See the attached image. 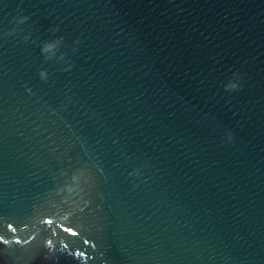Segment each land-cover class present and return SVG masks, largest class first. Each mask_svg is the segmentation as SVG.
<instances>
[{
    "label": "water",
    "instance_id": "95a60500",
    "mask_svg": "<svg viewBox=\"0 0 264 264\" xmlns=\"http://www.w3.org/2000/svg\"><path fill=\"white\" fill-rule=\"evenodd\" d=\"M0 264H264V0H0Z\"/></svg>",
    "mask_w": 264,
    "mask_h": 264
},
{
    "label": "clouds",
    "instance_id": "9594fccd",
    "mask_svg": "<svg viewBox=\"0 0 264 264\" xmlns=\"http://www.w3.org/2000/svg\"><path fill=\"white\" fill-rule=\"evenodd\" d=\"M28 20L27 16H19L18 18L15 19V23L17 25H21L24 24L25 21ZM58 29L53 28L51 29V31L55 32ZM17 31V29L13 28L12 30H10L9 32L5 33L6 36H11L13 35L15 32ZM29 39L28 36L24 37V40L27 41ZM62 37L61 38H57L52 40L51 42H44L43 45L41 46L40 52L41 54L44 56V59L47 60H52L53 58H55L58 61H63L64 60V54L61 53L59 56H57V52L59 51L61 42H62ZM78 43V41H77ZM73 51H75V49L73 48ZM71 68V64H69L66 68H64V71H68ZM236 76V74H234ZM39 78L42 81H45L47 79V73L44 70H41L39 72ZM239 77L236 76V79H238ZM232 90H238V84L234 83V82H230L228 85H226L225 87V91H232ZM231 137H229L230 139ZM130 175H132V173H130ZM82 180L84 184L88 183V178L85 175V172L82 170H77L71 177L69 180L65 181V184L62 188L57 190V194L63 192L64 196L61 198V202L62 203H66L69 205V207L71 208L72 205L83 199V191L84 189L82 188L81 184H82ZM83 204L84 206H87L88 201L87 200H83ZM81 211L83 209H80ZM44 247L47 249L49 256H51L56 249L54 248V244L52 243V241L50 239H45L44 240ZM46 258H49L48 256Z\"/></svg>",
    "mask_w": 264,
    "mask_h": 264
}]
</instances>
